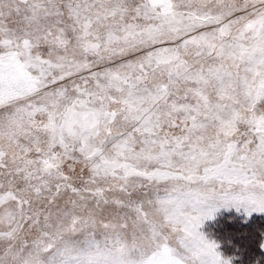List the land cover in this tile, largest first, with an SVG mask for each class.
Returning <instances> with one entry per match:
<instances>
[{
  "label": "snow or ice",
  "instance_id": "snow-or-ice-1",
  "mask_svg": "<svg viewBox=\"0 0 264 264\" xmlns=\"http://www.w3.org/2000/svg\"><path fill=\"white\" fill-rule=\"evenodd\" d=\"M232 211L264 216V0H0V264H239Z\"/></svg>",
  "mask_w": 264,
  "mask_h": 264
},
{
  "label": "trees",
  "instance_id": "trees-1",
  "mask_svg": "<svg viewBox=\"0 0 264 264\" xmlns=\"http://www.w3.org/2000/svg\"><path fill=\"white\" fill-rule=\"evenodd\" d=\"M241 221L242 219L229 220V222H227V224H229L228 229L233 227L230 229L234 231V237H232V239L235 240L236 245L241 246L242 244L244 248L246 247L245 245H247V248L249 247V249L246 248L244 252L242 251L244 256L243 262H245V264H254L255 260L264 257V251H261L258 247L259 242L264 239V235H262L264 234V219L262 217H254L247 224Z\"/></svg>",
  "mask_w": 264,
  "mask_h": 264
},
{
  "label": "rangeland",
  "instance_id": "rangeland-1",
  "mask_svg": "<svg viewBox=\"0 0 264 264\" xmlns=\"http://www.w3.org/2000/svg\"><path fill=\"white\" fill-rule=\"evenodd\" d=\"M254 217H262L264 219V216H256V215H254L252 217V219ZM231 218H234V219H237V220L242 219V217L237 216V214L234 211H232V212H224L223 215L219 219V224L221 225V227L215 229V231L219 233L220 238L222 240L231 239L234 242V245L236 247L228 246L227 247V251H229L230 253L235 252L236 254L241 255L242 259L239 262V264H245V262H243V258H244L243 252H244V250H246L247 245H245L246 246L245 248H244V245H242V244H241V246H243V247H241L240 245L238 246V245L235 244L236 243L235 240L232 239V237H234V231L231 230L230 228H233V227H230L228 229L229 224H227V222H229V220H231V221L234 220V219H231ZM225 224H226V227H225ZM263 238H264V236H263ZM237 247L239 248L238 252H237ZM247 249H249V247ZM240 250H241V253H240Z\"/></svg>",
  "mask_w": 264,
  "mask_h": 264
}]
</instances>
